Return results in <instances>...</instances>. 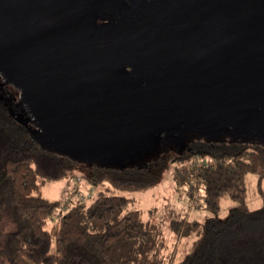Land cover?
Listing matches in <instances>:
<instances>
[{
    "label": "flooded vegetation",
    "instance_id": "flooded-vegetation-1",
    "mask_svg": "<svg viewBox=\"0 0 264 264\" xmlns=\"http://www.w3.org/2000/svg\"><path fill=\"white\" fill-rule=\"evenodd\" d=\"M14 2L8 25L85 124L139 139L191 127L201 145L198 131H264V0Z\"/></svg>",
    "mask_w": 264,
    "mask_h": 264
},
{
    "label": "trees",
    "instance_id": "trees-1",
    "mask_svg": "<svg viewBox=\"0 0 264 264\" xmlns=\"http://www.w3.org/2000/svg\"><path fill=\"white\" fill-rule=\"evenodd\" d=\"M200 146H204L197 156L200 162L178 169L177 183L190 184L192 200L202 193L206 209L213 213L220 212L224 196L238 205L227 219L174 221L171 230L181 238L195 235L189 251L176 262L173 253L166 254L159 223L144 222L138 210L124 213L129 203L125 196L101 193L87 205V197L76 190L69 193L77 197L74 205L64 208L52 223L60 203L43 196V183L68 178L75 161L38 143L0 99V224L11 226L0 240V264H264V195L259 209L250 210L246 204L248 174L264 178V147L245 149L217 142ZM207 156L212 160L202 162ZM157 167L95 164L90 180L141 191L157 184V175L150 171Z\"/></svg>",
    "mask_w": 264,
    "mask_h": 264
},
{
    "label": "rangeland",
    "instance_id": "rangeland-1",
    "mask_svg": "<svg viewBox=\"0 0 264 264\" xmlns=\"http://www.w3.org/2000/svg\"><path fill=\"white\" fill-rule=\"evenodd\" d=\"M16 4L14 0H0V99L6 103L10 113L27 126L38 143L74 160L76 164L68 178L43 183V196L60 203L52 223H57L64 208L70 209L76 202L77 197L69 194L71 191L78 190L83 196L91 195V199L84 201L87 205L92 204L101 193L125 196L129 203L124 213L138 210L144 222L152 219L159 223L164 230L166 254L173 253L176 262H180L191 248L195 235L181 238L171 230L174 221L206 223L214 217L227 219L231 209L238 205L229 196H224L220 212L213 213L206 209L202 193L196 194V199L192 200L188 195L190 184L181 186L177 183L175 176L178 169L195 161L200 162V157L189 154L192 148L200 144L194 142L196 132L187 127L176 135L139 139L122 130L106 132L98 124L87 125L79 117L71 115L67 105L60 106L59 78L49 74L44 57L37 55L24 39V28L12 29L8 25L14 18ZM198 134L208 143L217 142L245 149L264 147V131L260 127L246 128L239 137L230 130L222 133L214 130L207 134L198 131ZM96 149L100 153H93ZM182 156H185L184 161L177 160ZM210 160L212 157L207 156L202 162ZM95 164L148 170L155 164L158 167L150 171L157 175L158 182L154 187L141 191L119 190L109 182L95 185L90 180ZM263 195L264 178L260 181L257 174H248L247 207L250 210L259 209ZM10 228L7 223L0 224V240ZM2 260L0 257V263Z\"/></svg>",
    "mask_w": 264,
    "mask_h": 264
},
{
    "label": "built area",
    "instance_id": "built-area-1",
    "mask_svg": "<svg viewBox=\"0 0 264 264\" xmlns=\"http://www.w3.org/2000/svg\"><path fill=\"white\" fill-rule=\"evenodd\" d=\"M76 193V191H71L70 192V194H75ZM79 194V193H78ZM87 197V199H89V198H91V195H88V196H86ZM84 199H85V197H84Z\"/></svg>",
    "mask_w": 264,
    "mask_h": 264
}]
</instances>
